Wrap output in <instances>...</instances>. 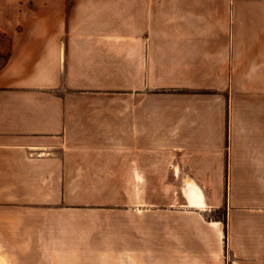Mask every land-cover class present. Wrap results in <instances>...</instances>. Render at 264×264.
I'll return each instance as SVG.
<instances>
[{
  "label": "crops",
  "instance_id": "0c3cea01",
  "mask_svg": "<svg viewBox=\"0 0 264 264\" xmlns=\"http://www.w3.org/2000/svg\"><path fill=\"white\" fill-rule=\"evenodd\" d=\"M238 58L264 60V0H0V264H224L220 221L126 210L184 171L191 209L227 180L229 264H264V114L238 109L264 99L233 98ZM91 204L121 210L69 211Z\"/></svg>",
  "mask_w": 264,
  "mask_h": 264
},
{
  "label": "rangeland",
  "instance_id": "374dc122",
  "mask_svg": "<svg viewBox=\"0 0 264 264\" xmlns=\"http://www.w3.org/2000/svg\"><path fill=\"white\" fill-rule=\"evenodd\" d=\"M244 45L239 44L238 48V56L244 55ZM228 47V44H221V43H206L205 49L210 51H218L221 48ZM207 63V61H206ZM237 63V77H236V85H235V92L233 95V98L236 100H257V99H264V60H247L243 58H238L236 60ZM205 84L209 85V76H205ZM191 94H199L204 95V97L210 98L211 101L213 99H218L217 96H214L212 92H209L207 90L201 91V92H189ZM215 97V98H214ZM242 111L243 115L247 116H257L260 114H264V107L261 108L255 107V106H246L242 108H238ZM183 174V176H182ZM178 173V178L175 176V174L172 175V178L167 180V184L165 187H156V188H142V189H134L135 191V198L140 201H138L135 205L137 206H130L129 208H126V210H153V211H194V212H200L203 214V220L204 222L209 223L212 221H220V226L224 229L226 227V237L220 241V244L222 247H226V256L224 258V264H229L230 260L228 258L227 254V246H228V220L226 218V214L228 210H230L229 205V196H230V189L228 187V182L225 180V182H222L220 186H205L201 187L203 190L205 196H206V205L203 209H191L186 206L185 200H184V189H183V178L185 176L192 177L191 172L184 171L183 173ZM206 179H208L209 183L215 184L218 183L216 181V178L213 176V171H209L208 173H205ZM171 177V176H170ZM93 191L99 192L101 189H92ZM245 189L244 188H233L232 190V196H233V203L231 210H245L246 204L245 202ZM119 189H109V196L111 199H116L117 192ZM128 192L130 194L133 193V189H128ZM260 193V189H253V194ZM147 201V203L145 202ZM154 204L153 206L151 204ZM139 205H143V208ZM151 205V206H150ZM121 210L120 207L114 206H100L91 204L89 206H77L72 207L69 211H85V212H98V211H117ZM78 222V220H76ZM189 222H193V220H189ZM63 223V221H62ZM62 233L64 230L62 227ZM82 232V231H80ZM78 233V231H77ZM99 234L106 235L108 232H99ZM78 235V234H77ZM208 244L216 243L215 238L212 239V237H209L208 235L205 236ZM46 238V237H44ZM88 238V248L90 250H87L85 252H76L73 253V255L77 259H92L95 258L97 254H99L96 251H91V248L98 247L101 243V237L98 235L94 236H72L71 238H68V236H61V243L64 244L67 243H75L77 242V245H79V242L81 240V243H84V239ZM93 245V246H92ZM20 256L29 257V259H32L31 256L36 258V255L38 253H18ZM68 253H61V259H67Z\"/></svg>",
  "mask_w": 264,
  "mask_h": 264
},
{
  "label": "bare ground",
  "instance_id": "6f19581e",
  "mask_svg": "<svg viewBox=\"0 0 264 264\" xmlns=\"http://www.w3.org/2000/svg\"><path fill=\"white\" fill-rule=\"evenodd\" d=\"M201 203V202H200ZM199 205H201L202 207H205V205H206V203H201V204H199Z\"/></svg>",
  "mask_w": 264,
  "mask_h": 264
}]
</instances>
